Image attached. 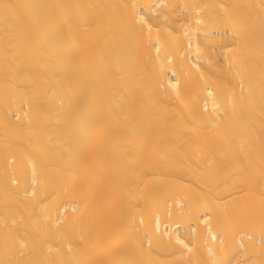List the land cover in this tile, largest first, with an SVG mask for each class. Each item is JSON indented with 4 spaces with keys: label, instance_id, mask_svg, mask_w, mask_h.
Wrapping results in <instances>:
<instances>
[{
    "label": "bare ground",
    "instance_id": "bare-ground-1",
    "mask_svg": "<svg viewBox=\"0 0 264 264\" xmlns=\"http://www.w3.org/2000/svg\"><path fill=\"white\" fill-rule=\"evenodd\" d=\"M218 153L264 189V0H0V264H264Z\"/></svg>",
    "mask_w": 264,
    "mask_h": 264
},
{
    "label": "rangeland",
    "instance_id": "rangeland-1",
    "mask_svg": "<svg viewBox=\"0 0 264 264\" xmlns=\"http://www.w3.org/2000/svg\"><path fill=\"white\" fill-rule=\"evenodd\" d=\"M235 45H230L228 48H234ZM8 162L11 163L9 160ZM217 165V168L214 171L215 178L231 188V190L226 194L227 199H238L242 196H252L258 192L261 195H264V189H256L253 186V182L243 181V177L246 173L240 168L239 157L236 154H214L213 155V164ZM85 164V163H84ZM12 165L8 164V168ZM12 168V167H11Z\"/></svg>",
    "mask_w": 264,
    "mask_h": 264
}]
</instances>
